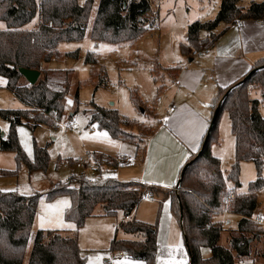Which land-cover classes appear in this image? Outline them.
Wrapping results in <instances>:
<instances>
[{
    "label": "trees",
    "instance_id": "obj_1",
    "mask_svg": "<svg viewBox=\"0 0 264 264\" xmlns=\"http://www.w3.org/2000/svg\"><path fill=\"white\" fill-rule=\"evenodd\" d=\"M241 2L220 0L212 20L189 23L186 43L179 45L180 52L185 55L202 46L213 45L228 26L238 21L264 18V1L251 2L246 7ZM92 4L93 0H85L83 4L77 0H0V21L5 23L0 29V75L6 78V87L24 105L21 109H0V116L9 124L5 136L0 133V150L13 152L16 161L15 170L0 169V176L15 174L21 165L29 172L46 171L49 163L47 145L40 147L34 142L32 158H29L18 140L17 127L24 123L34 131L40 125L52 127L63 118L73 70L46 68L43 63L62 56L58 51L60 43L79 42L84 38ZM35 17L38 18L36 24L26 28ZM222 23L227 27L215 33ZM148 25L156 26L150 0H99L89 36L95 42H133L148 29ZM202 31L207 33L204 38L200 37ZM64 56L76 58L78 50ZM84 62L96 65L93 52H87ZM20 67L38 70V80L34 84L22 80ZM97 74L95 89L106 84L105 72L100 70ZM252 90L260 91L259 99L251 97ZM78 92L79 84L73 95L74 107L79 106ZM130 97L136 105L143 106L137 95L131 92ZM260 104L264 105V57L256 60L240 80L218 88L209 104L214 122L211 127L209 124L198 151L181 167L178 190L169 191L137 180L119 181L111 176L88 178L72 173L66 180L50 187L44 198L53 200L58 196H69L70 204L64 211V219L74 222L78 229L95 213L97 205H102L100 211L104 215L112 216L122 211L125 217L137 208L146 192L152 196L162 193L169 199L170 210L181 225L188 264H234V257L249 258L252 241L264 237V228L248 219L256 215L257 193L264 187V117L259 111ZM87 111L90 124L112 138L133 142L137 151L140 141L144 142L155 131L146 124L131 121L114 107H101L91 101ZM224 111L228 114L234 137V160L225 175L219 158L210 149V145L218 140V121ZM133 127L137 128V133L132 132ZM93 156L97 169L101 161L97 156L110 160L102 154ZM243 161L254 164L256 177L248 182L245 192H238ZM230 194L233 198L228 200ZM41 196L39 191L23 194L16 190H0V264L23 263ZM219 212L241 216L236 229L229 232L228 247L219 244L223 225L212 218ZM117 229L141 238L116 239L114 236L110 251L122 252L143 264L153 263L158 248L156 223L124 219L117 224ZM202 246L210 249L208 257L201 255ZM27 264H86L76 230L72 235L64 236L57 230L38 229ZM103 264L112 263L105 259Z\"/></svg>",
    "mask_w": 264,
    "mask_h": 264
},
{
    "label": "rangeland",
    "instance_id": "obj_2",
    "mask_svg": "<svg viewBox=\"0 0 264 264\" xmlns=\"http://www.w3.org/2000/svg\"><path fill=\"white\" fill-rule=\"evenodd\" d=\"M77 1L79 4L85 2V0ZM262 1L264 0H242L241 5L246 7L251 2ZM219 4L220 0H150L151 12L156 13L155 28H148L133 42L115 44L91 40L89 36L90 29L99 5V0H93L84 38L79 42L60 43L58 51L62 56L53 59L51 64L45 66L46 68L73 70L69 92L65 99L64 115L60 121L67 125L73 119L77 122L76 129L40 125L34 131H31L26 124L19 125L17 136L26 155L32 158L34 142L40 147L47 145L49 163L46 171L29 172L24 165H21L15 174L0 176V190H16L19 193L26 194L31 192L32 188H35L34 183L36 181L42 180L44 187L39 184L36 185V188L42 192L45 190L47 182L50 180H66L72 174L71 172L83 174L88 178L104 177L105 175L112 177L115 174L122 176L123 172L134 168V165L131 167L124 163L132 161L134 156L131 148L136 147V145L128 140L112 138L104 130H99L95 125H91L88 119L89 112L87 111L90 108V102L93 101L105 108L114 107L131 121L146 124L155 129L157 127L155 107L158 111L160 110V105H156L157 95L165 100L174 93V88L170 87L172 78L166 74L163 66L167 67L178 62L180 58L179 44L186 40L187 25L195 20H212L218 12ZM33 23L34 19L26 27H32ZM0 25H2L1 21ZM74 50H78L76 58L64 56L65 53ZM87 52H93L97 60L96 65L84 62ZM199 56H196V59ZM100 70H103L106 74V84L99 85L95 89V85L98 83L97 73ZM155 74H158L159 77L163 75L162 79L155 82L153 80ZM22 80L25 79L22 78ZM162 83H164L163 88L158 90V86ZM78 84L79 106L74 107L73 95ZM131 92L141 99L143 106L136 105L131 100ZM185 95L179 94L177 98L182 97L185 99ZM250 95L252 98L259 99L260 91L255 92L252 90ZM194 98L196 99L195 96ZM21 108H24V105L6 87V78L0 75V109ZM72 111H75L73 115L70 114ZM259 111L264 117V105H259ZM8 126V121L0 116V133L3 136L7 133ZM90 126L93 129L90 130ZM132 132L137 133V128L133 127ZM136 140L138 141L140 138ZM121 144L122 146H120ZM139 144L138 153L139 158H141L143 142L140 141ZM210 149L212 154L219 158L221 171L225 175L234 160V137L230 130L228 114L225 111L218 121V140L210 145ZM94 154L109 156L110 160H107L105 156H97L96 158L101 159L97 169L94 167V161H92ZM78 157L86 158V162L81 169H72L74 167L72 162H75ZM115 157L124 159L117 162L113 159ZM109 161H111V164L124 165L116 168H106L105 165H110ZM135 165H138V163H135ZM0 169H16L13 152L0 150ZM262 176L264 178V169ZM131 177L134 178L132 175ZM255 177L254 164L246 161L241 162L239 173L241 184L238 192H245L248 182ZM120 180L128 181L130 179L122 177ZM169 191L173 190L169 189ZM168 200L162 193L153 196L151 199H142L137 207L136 219L152 224L156 223L158 248L152 264H169L170 261L172 264H188L189 255L182 240L180 225L170 210ZM48 201L50 200L43 199L41 203H47ZM257 201L259 210L261 209L257 215L264 214V187L258 191ZM96 209H102V205H97ZM45 211L43 207L38 209V219H43ZM212 218L213 221L221 222L223 225L219 244L228 247L229 232L236 229L238 217L219 212L213 214ZM124 219L123 212L118 211L116 215L89 217L85 220L83 227L80 229L83 235L80 250L85 257L86 264H103L105 259L112 260V264H124L126 260L131 261L132 264H143L141 260L128 258L125 254L120 256L117 251H110L109 249L114 236H116V239L141 238V236L127 233L123 229L116 230L117 224ZM254 223L264 228L263 225L257 222ZM38 228L35 224L33 225L32 234L27 245L28 251L31 249ZM251 245L250 257L244 259L234 257V264L252 262L254 264H264V237L252 241ZM28 251L25 252L22 264L27 263ZM200 252L203 257L210 255L207 246H202Z\"/></svg>",
    "mask_w": 264,
    "mask_h": 264
},
{
    "label": "crops",
    "instance_id": "obj_3",
    "mask_svg": "<svg viewBox=\"0 0 264 264\" xmlns=\"http://www.w3.org/2000/svg\"><path fill=\"white\" fill-rule=\"evenodd\" d=\"M33 19L34 26L38 18L35 17ZM1 22L2 25L0 26L2 27H0V29H3L5 23L3 21ZM225 27H227L226 24L222 23L214 32L219 33ZM206 35L207 33L205 31L200 33L201 38L206 37ZM181 43H186V40ZM206 48L209 49V53L200 55L198 59H196V56H192L190 52L183 55L179 48L180 58L178 62L168 65L167 67L163 66L166 74L172 78L170 87L174 88V93L165 100L160 96L161 102L159 103L156 101V105H160L159 111L154 106L157 127L143 142L142 157L139 158L137 148L134 146V148H131L134 156L132 161L124 163L131 167L134 165V168L129 169L127 172H123L122 176L115 174L112 177H115L119 181H121L120 179L123 177L124 179H130L128 181L137 180L148 185L153 184L176 190L175 188L179 183L181 167L189 159L191 154L198 151L200 143L207 132L212 117L209 104L218 88L228 87L240 80L256 60L264 57V18L259 20H245L240 24L235 23L228 26L215 43ZM51 61L43 63V66H48V64H51ZM162 77L163 75L159 77L158 74H155L153 80L157 82L159 79H162ZM175 80H179V84H175ZM163 85L164 83L159 85L158 90L162 89ZM253 91L256 92L259 90ZM179 94H186L185 99L182 97L177 98ZM193 98L195 99L194 101ZM169 105H175L176 108L173 112L166 113L165 110ZM206 107L208 108L207 110ZM120 146H122V144ZM78 158H76V160ZM75 162H72V165H74L72 169H81L82 166L76 167ZM135 163H138V165H135ZM93 164L95 163L93 162ZM124 164L113 163L105 165V167L116 168ZM94 167L97 168L96 164ZM131 175L134 178H132ZM104 177H106V175ZM58 181L50 180L45 185V190L41 192L36 188V185L39 184L43 186V181L38 180L34 183L35 188H32L31 192L26 193L29 194L34 191H39L42 194L38 201L39 203L37 205L30 236L34 224L37 228L40 227L38 229L57 230L64 236H70L76 230L77 242L81 249V237L83 235L80 229L83 226L76 229L74 222L66 221L63 216L66 207L70 204L69 196L62 195L47 203H41L43 199L46 200L44 198V193ZM63 202L67 203L65 204ZM167 202H169V200ZM41 207L46 210L42 220L37 217L38 209ZM257 210L256 215L259 214L258 212L261 210H259L258 201ZM136 212L138 213L137 208L130 214L129 219H136ZM223 213L234 215L238 217V220L241 218L239 214L229 212ZM105 216L107 215L102 214L100 209H96L95 213L90 217ZM180 231L182 233V229ZM26 250L28 251V248ZM30 250L31 249H29V251ZM29 251L28 254L30 253ZM120 256H123V254ZM110 261L112 262V260Z\"/></svg>",
    "mask_w": 264,
    "mask_h": 264
},
{
    "label": "built area",
    "instance_id": "obj_4",
    "mask_svg": "<svg viewBox=\"0 0 264 264\" xmlns=\"http://www.w3.org/2000/svg\"><path fill=\"white\" fill-rule=\"evenodd\" d=\"M155 14H156V13L153 11V12H152V15H155ZM237 23L240 24L241 21H238ZM147 28H149V29H153V26L148 25ZM208 53H209V49L206 48V47H201L199 50H191V51H190V54H191L192 56L205 55V54H208ZM174 83H175V84H179V80H175ZM156 101H157L158 103L161 102V97H160V96H157ZM175 108H176L175 105H169V106L166 108L165 111H166V113H171V112H173V111L175 110ZM76 126H77V122H76L75 120H73V119H72L70 122H68L67 125H65V124L62 123L61 121H57V122H55V123L52 125L53 128L65 127V128H69V129H73V130L76 129ZM91 129H93L92 126H90V130H91ZM113 159H114L115 161L119 162V160H123L124 158H122V157H115V158H113ZM85 162H86V158L79 157V158L76 160V162H75V166H76V167H81V166H83V164H84ZM175 189L178 190L179 188L176 187ZM151 197H153V196L151 195V193L146 192V193L143 195L142 198H143V199H148V198H151ZM231 198H233V194H230L228 200L231 199ZM124 218H125V219H129V216H125ZM248 219H250V220L253 221V222H257V223H259V224H261V225L264 226V214L253 215L252 217H249ZM119 254L122 255L123 253H122V252H119Z\"/></svg>",
    "mask_w": 264,
    "mask_h": 264
},
{
    "label": "water",
    "instance_id": "obj_5",
    "mask_svg": "<svg viewBox=\"0 0 264 264\" xmlns=\"http://www.w3.org/2000/svg\"><path fill=\"white\" fill-rule=\"evenodd\" d=\"M256 69L257 68L253 69L251 72L255 71ZM18 70H19L20 75L29 84H34L38 80V78L40 76V72L38 70L26 69V68H23V67H20ZM213 122H214V118L210 122V127L212 126ZM178 186H179V183L177 184V187Z\"/></svg>",
    "mask_w": 264,
    "mask_h": 264
},
{
    "label": "snow or ice",
    "instance_id": "obj_6",
    "mask_svg": "<svg viewBox=\"0 0 264 264\" xmlns=\"http://www.w3.org/2000/svg\"><path fill=\"white\" fill-rule=\"evenodd\" d=\"M0 27H2V26H0ZM70 103V102H69ZM63 203H67V202H63ZM124 264H132V262L131 261H128V260H126V261H124ZM169 264H172V262L170 261L169 262Z\"/></svg>",
    "mask_w": 264,
    "mask_h": 264
}]
</instances>
